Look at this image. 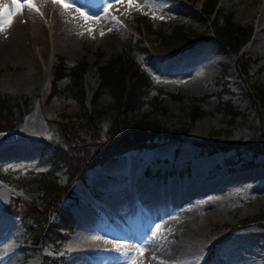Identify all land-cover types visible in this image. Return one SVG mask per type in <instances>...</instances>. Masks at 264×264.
<instances>
[{
  "label": "rangeland",
  "instance_id": "rangeland-1",
  "mask_svg": "<svg viewBox=\"0 0 264 264\" xmlns=\"http://www.w3.org/2000/svg\"><path fill=\"white\" fill-rule=\"evenodd\" d=\"M37 1L48 25L44 40H26L18 56L0 59V90L19 98L3 127L17 136L0 144V264H43L45 256L50 257L48 264H200L210 256L207 264H264V154L242 148L239 153L235 148L210 152L194 141L227 142L259 134L258 112L250 106L246 80H264V0L217 1L221 13L231 11L237 23L251 28L242 48L251 59L246 80L235 68L232 50L215 38L179 55L158 56L156 32L169 31L175 24L209 31L208 20L199 12L204 0H135L131 6L126 0H67L68 7L56 4L59 18L43 0ZM140 17L147 23L139 28ZM102 19L118 27L115 35L107 36L99 24ZM138 43L150 52L139 50ZM122 50L156 87L167 91L159 95L166 111L145 103L139 109L143 118L169 130H187L180 140L159 132L153 145L131 148L89 167L83 177L71 181L70 194L55 198L72 212L73 228L61 241L46 238L36 244L30 232L37 222L24 221L14 210L33 211L42 201V189L22 181L46 173L49 187L66 183L65 167H54L46 156L53 146H42L68 143L55 121L74 120L79 111L73 98L49 96L52 64L58 55L69 65L86 57L83 84L89 106L99 80L96 62L104 63ZM222 62L229 64L224 75ZM58 82L63 86L68 77ZM155 94L151 89L147 98ZM193 96L203 97L191 100ZM220 98H230L242 109L234 122L217 109ZM99 102L109 104L112 97L103 92ZM198 103L207 113L191 122L189 107ZM108 121L104 117L100 122L102 140ZM72 140L89 150L96 147L92 132L79 125ZM180 197L183 202H176ZM186 199L194 208L186 206ZM187 217L202 222L203 235L186 229ZM53 218L57 220L56 215ZM137 245L145 249L143 256L129 251Z\"/></svg>",
  "mask_w": 264,
  "mask_h": 264
},
{
  "label": "trees",
  "instance_id": "trees-1",
  "mask_svg": "<svg viewBox=\"0 0 264 264\" xmlns=\"http://www.w3.org/2000/svg\"><path fill=\"white\" fill-rule=\"evenodd\" d=\"M217 1L204 0L199 8V12L209 22V31H194L183 24H175L171 26L169 31L156 32L154 44L161 53L158 56L172 57L179 55L200 42L215 38L232 50L235 56V68L238 74L246 80L251 59L246 56L245 51L240 49L249 39L251 28L250 26H243L237 23L233 19V12L221 13V8H219ZM140 19L138 21L139 28L143 21L147 23L143 17H140ZM140 43L137 44L138 49L149 53V48ZM96 64L99 80L89 106L85 101V87L83 84L84 73L88 66L86 57L83 56L74 64L69 65L65 61L64 56L58 55L52 64V83L49 96L57 95L73 98L79 105V111L74 114L76 125L74 120L62 119L55 121L62 131L63 139L68 143L59 142L53 144L45 142L42 146L43 148H47L50 145L53 146L50 151H46V156L51 160V164L54 167H65L66 183L54 184L49 187L46 173L42 176L30 177L22 181L37 185L39 189H42V201L37 204L34 202L33 211L19 210L17 212L14 210L24 221L25 219L27 221L34 218V221L37 222V228H33L30 232L32 240L36 244H43L46 238L61 241L63 233L73 228L74 217L72 212L69 208L62 206L61 201L55 198L63 193V195L70 194L71 188L69 185L71 181L78 176L83 177L89 167L105 160H113L131 148L153 145L151 141L155 134L159 132H162L167 138L180 140L182 139V134L187 130L186 127H182L180 130H169L149 118H143L145 115L141 114L139 109L145 103H149L151 108L155 110L166 111V107L161 103L159 95L167 93V91H164L162 86L156 87L150 75L140 68L128 51L116 52L104 63L97 61ZM228 67L229 64L227 62L220 64L221 75L226 73ZM63 77H68V82L60 86L58 81ZM246 87L250 106L258 112L260 128L258 136L227 142L201 138L194 140L197 145L210 152L235 148L236 152L239 153V150L243 148L252 151L253 154H264V80L260 83L246 80ZM151 89H155L156 94L148 99L147 96ZM103 92L110 94L112 97L111 103L103 105L99 102V97ZM170 94L178 99L183 97L181 93L170 92ZM202 97L193 96L191 100H201ZM18 106L19 98L17 96L11 92L0 90V130H4L6 116H11L14 108ZM217 109L227 115L230 122H234L235 117L243 112L242 109L233 104L230 98H220ZM206 113L207 111L199 103L191 104L188 111L191 122ZM104 117L108 118L109 123L107 131L104 132L105 139L102 140L100 122ZM78 125L80 128L87 129L90 133L92 132L96 141L95 149L89 150L82 145L77 146L73 142L72 136ZM59 163H62V165ZM248 164H252V162ZM50 176L53 175L50 174ZM47 191L49 195H47ZM44 209H48L46 214H43ZM55 215L57 220L53 218ZM49 261L50 257L45 256L43 264H48ZM210 261H212V256L206 259L205 263H210Z\"/></svg>",
  "mask_w": 264,
  "mask_h": 264
},
{
  "label": "bare ground",
  "instance_id": "bare-ground-1",
  "mask_svg": "<svg viewBox=\"0 0 264 264\" xmlns=\"http://www.w3.org/2000/svg\"><path fill=\"white\" fill-rule=\"evenodd\" d=\"M33 3L35 4L36 8H38L37 7L38 1L33 0ZM43 3H44V7L47 8V10L52 8V10L58 14V18L60 16H62L61 10L57 8L56 4L52 3V0H43ZM0 6H2L3 11H8V12L13 13L10 26L5 25V31L0 32V59H1V57H4L6 55L18 56L23 51L26 40H28V41L35 40V39L44 40L45 30L47 29L48 25L43 21V14L40 10H39V12H37V11L31 10L29 8H22L20 10L19 14H16L15 6L11 4V0H0ZM261 19L262 20L264 19V12H263ZM99 24L104 30H107V36H112V35L116 34L118 27L115 26L113 23L107 22L105 19H102V21H100ZM46 73H48V67L46 68ZM181 198L182 197L177 199L176 202H183L184 198L183 199H181ZM186 201H187L186 202L187 207L194 208V207H191L192 204H191V201H189V199H186ZM216 205L217 204H215L213 207L216 208L217 207ZM191 212H192V210H191ZM199 221L197 219H194V218L192 220V217L185 218L184 222L186 223L185 224L186 229H188L189 231H192L194 233H197L199 235H203L204 234V225H202V222H199ZM168 223H170L171 228L175 227L174 226L175 223L173 224L172 221H169ZM183 231H184V229H183ZM100 247H101V245H100Z\"/></svg>",
  "mask_w": 264,
  "mask_h": 264
},
{
  "label": "snow or ice",
  "instance_id": "snow-or-ice-1",
  "mask_svg": "<svg viewBox=\"0 0 264 264\" xmlns=\"http://www.w3.org/2000/svg\"><path fill=\"white\" fill-rule=\"evenodd\" d=\"M117 2L118 3H124L125 0H117ZM126 2L129 6H131L135 3V0H126ZM52 3L60 4V5L65 6V7L69 6L67 4V0H52ZM11 4L15 6L16 14H19V12L22 8H29L31 10L39 12V9L36 8L35 4L33 3V0H11ZM12 16H13L12 12L3 11L2 6H0V32L5 31V25L10 26ZM158 18L164 19L163 16L158 17ZM89 31H91V30H89ZM101 35H103V33H101ZM129 251L139 252V254L141 256H143L145 249H143L142 247L137 245L134 248L129 249Z\"/></svg>",
  "mask_w": 264,
  "mask_h": 264
},
{
  "label": "water",
  "instance_id": "water-1",
  "mask_svg": "<svg viewBox=\"0 0 264 264\" xmlns=\"http://www.w3.org/2000/svg\"><path fill=\"white\" fill-rule=\"evenodd\" d=\"M16 136H17L16 131L12 129L6 131H0V144L10 139H13Z\"/></svg>",
  "mask_w": 264,
  "mask_h": 264
}]
</instances>
